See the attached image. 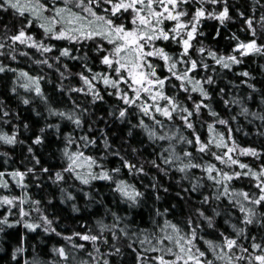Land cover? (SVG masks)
<instances>
[{
	"label": "snow or ice",
	"instance_id": "obj_1",
	"mask_svg": "<svg viewBox=\"0 0 264 264\" xmlns=\"http://www.w3.org/2000/svg\"><path fill=\"white\" fill-rule=\"evenodd\" d=\"M0 13V74H13L0 95V237L24 230L10 251L0 243L4 264H264V145L234 135L250 134L234 127L243 117L264 138V86L236 71L264 59V0H0ZM50 137L56 168L42 157ZM47 182L73 213L80 199L96 208L91 222L58 229L55 196L46 206L31 191ZM29 234L59 239L38 253Z\"/></svg>",
	"mask_w": 264,
	"mask_h": 264
},
{
	"label": "trees",
	"instance_id": "obj_2",
	"mask_svg": "<svg viewBox=\"0 0 264 264\" xmlns=\"http://www.w3.org/2000/svg\"><path fill=\"white\" fill-rule=\"evenodd\" d=\"M239 3L244 4L245 7H247V5L251 3V0H239ZM10 18H11V13H8V14L0 13V25L9 23ZM14 24H15V21L13 20L12 25ZM215 24H216L215 21H207L205 24L204 30L209 34L206 43L214 44V45L217 44V41H214L212 39V36L215 33V27H214ZM239 27H240L239 23H233L229 25V28L232 31H237ZM224 34L227 35L228 33L225 32ZM241 35L243 36L242 33ZM218 46L219 47L225 46V40L223 39V36L219 39ZM27 63L28 62L26 61V59H24L23 62L19 66L27 67ZM259 64H264V59H258L256 57H249L245 61L244 64H242L236 69V71H240L243 68H248L250 71H252L253 75L256 77L257 87H261V86H264V77L261 76V69L259 68ZM13 66H16V65L13 64ZM12 75H13L12 73H8L7 75L0 74V95L7 94V89L11 85ZM227 79H234L238 82L239 79L241 78L235 76L234 73H228ZM221 86H223V84ZM46 87L48 88L49 91L51 90V86H46ZM246 92H247V89L242 88L241 94H246ZM15 106L16 105L13 102V107ZM216 107L218 110H221L222 104L217 102ZM252 107L254 108L255 105H252ZM20 112H21V116L23 119L30 120V121L35 120L34 114L31 111L25 110L23 106L20 108ZM234 127H242L250 133L249 135H245L244 131H241V132H237L234 134L236 136V139L242 146L251 145V146L259 147L261 145H264V138L255 136L254 134L255 126L247 124V122L243 119V117L239 118V125L234 124ZM111 132H118V136L126 135V129H120L118 131L117 128H112ZM30 135H32V133H23L22 138H27ZM49 139L51 142L50 146L43 149L42 157L45 163L51 165L53 168H56L60 166V160L58 158V154L55 155V158L53 156V153H55V138L50 137ZM20 151L21 149L17 148L14 154V158L17 161L21 158ZM242 159L247 163H253V164L258 163V161H254L253 158L251 157H242ZM161 179L164 180L165 178L161 177ZM97 187H99L101 191L105 193V200L108 203H111L112 197H111V194L108 193L107 189L104 188L102 184H98ZM175 190H176L175 186L173 185V198L166 200L165 203L176 202L174 199ZM31 191L34 197L38 199H42L46 206H47V199L49 198V196H55V199H53L52 201V205L47 206V210L50 215H56L60 217V220L58 223V229L71 230L73 227H76L79 222H82L86 218L89 220V222H91V220L93 219V216H90L89 213L91 212L94 215L95 212L97 211L96 208L85 209L84 200L80 199L77 202H78V205L81 207L82 211L80 213H73L71 210L70 204L65 205L60 202L58 191L54 187L50 186V182H47L46 186L41 190H37L35 187H33ZM16 192L18 194L19 189H16ZM136 211L137 213L142 215L145 220H147L148 213H149V209L147 207L137 209ZM2 212L3 210L0 209V214H2ZM140 215H137L136 217L137 220L140 219ZM23 231L24 230L22 226H17L14 229L8 230L9 235L7 237H0V243L3 244V247L5 248L6 251H10L11 247L17 241L19 234ZM58 239L59 238L56 237L54 234L50 238L47 236L41 237L39 234H29L28 243L36 244L37 252L41 253L42 251H47L48 249H50L51 246ZM30 251L31 249H29V252ZM0 255H3V253H0ZM43 258L47 259V257H43ZM0 264H4V261L0 260Z\"/></svg>",
	"mask_w": 264,
	"mask_h": 264
}]
</instances>
